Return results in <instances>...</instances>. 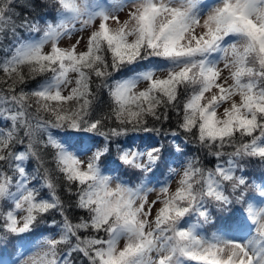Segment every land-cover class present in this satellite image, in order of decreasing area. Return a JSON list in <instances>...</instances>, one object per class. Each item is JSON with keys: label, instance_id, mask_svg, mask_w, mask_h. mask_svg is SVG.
Segmentation results:
<instances>
[{"label": "snow or ice", "instance_id": "obj_1", "mask_svg": "<svg viewBox=\"0 0 264 264\" xmlns=\"http://www.w3.org/2000/svg\"><path fill=\"white\" fill-rule=\"evenodd\" d=\"M0 240V264H264V0H0Z\"/></svg>", "mask_w": 264, "mask_h": 264}, {"label": "trees", "instance_id": "obj_2", "mask_svg": "<svg viewBox=\"0 0 264 264\" xmlns=\"http://www.w3.org/2000/svg\"><path fill=\"white\" fill-rule=\"evenodd\" d=\"M38 2L43 3V0H38ZM171 127H175V123L174 122L172 123ZM154 139H159V138L154 137ZM167 139L170 140L172 138L171 137H168ZM176 139H177V143H180V144H182L184 146L185 152L187 154H189V155L200 154L198 152L197 147L194 144H192V143L185 144L184 143V135L183 134H181ZM165 142L167 143V140ZM170 150H172V149L170 148ZM206 163L211 164V161L210 160L209 161H206ZM247 172H248V179H249L250 182L252 180H255L257 182L260 179L261 175H262V170L260 168L256 167V166H252V167L248 168L247 169ZM250 192H253V194L255 193L252 189H250ZM237 207H239V206H237ZM0 243H4V241L3 240H0Z\"/></svg>", "mask_w": 264, "mask_h": 264}]
</instances>
